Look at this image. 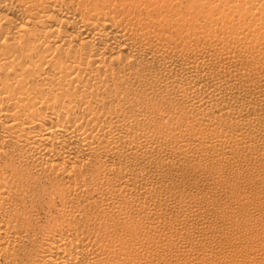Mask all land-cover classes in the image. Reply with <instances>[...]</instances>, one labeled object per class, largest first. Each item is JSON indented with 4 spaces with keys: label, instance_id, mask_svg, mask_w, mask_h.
<instances>
[{
    "label": "bare ground",
    "instance_id": "bare-ground-1",
    "mask_svg": "<svg viewBox=\"0 0 264 264\" xmlns=\"http://www.w3.org/2000/svg\"><path fill=\"white\" fill-rule=\"evenodd\" d=\"M0 264H264V0H0Z\"/></svg>",
    "mask_w": 264,
    "mask_h": 264
},
{
    "label": "rangeland",
    "instance_id": "rangeland-1",
    "mask_svg": "<svg viewBox=\"0 0 264 264\" xmlns=\"http://www.w3.org/2000/svg\"><path fill=\"white\" fill-rule=\"evenodd\" d=\"M61 185V184H60ZM61 186H58V190H59V188H60ZM171 260H169L168 258H166L165 260H164V263H168V262H170Z\"/></svg>",
    "mask_w": 264,
    "mask_h": 264
}]
</instances>
